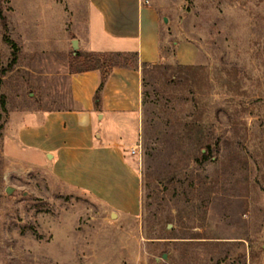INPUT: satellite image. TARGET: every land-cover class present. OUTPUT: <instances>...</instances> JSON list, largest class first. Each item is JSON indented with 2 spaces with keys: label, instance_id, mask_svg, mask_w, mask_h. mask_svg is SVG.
<instances>
[{
  "label": "rangeland",
  "instance_id": "rangeland-1",
  "mask_svg": "<svg viewBox=\"0 0 264 264\" xmlns=\"http://www.w3.org/2000/svg\"><path fill=\"white\" fill-rule=\"evenodd\" d=\"M148 5L162 58L142 69L129 216L64 186L11 138L23 114L73 107L71 72L134 61L73 50L88 0H0V264H264V0ZM183 40L192 64L175 59Z\"/></svg>",
  "mask_w": 264,
  "mask_h": 264
},
{
  "label": "crops",
  "instance_id": "crops-1",
  "mask_svg": "<svg viewBox=\"0 0 264 264\" xmlns=\"http://www.w3.org/2000/svg\"><path fill=\"white\" fill-rule=\"evenodd\" d=\"M93 10L77 44L81 52L136 53L132 66H112L98 100L101 71L75 70L69 75L72 108L35 110L19 117L13 141L47 165L64 186L85 191L118 213L140 208L138 147L142 124L143 64H157L161 37L157 9L144 0H88ZM195 45L176 42L175 59L192 64ZM10 140V142H13Z\"/></svg>",
  "mask_w": 264,
  "mask_h": 264
},
{
  "label": "trees",
  "instance_id": "trees-1",
  "mask_svg": "<svg viewBox=\"0 0 264 264\" xmlns=\"http://www.w3.org/2000/svg\"><path fill=\"white\" fill-rule=\"evenodd\" d=\"M95 54L100 55L98 53H95ZM95 54L94 53L93 54H90V56H92V55L94 56ZM97 55H96V57H97ZM103 55H109V56L113 55V56H115L117 58H122V57H128L129 56L130 58H132V60L134 61V63L136 62V53H103ZM90 56L84 57L83 60H90V59L92 60L93 57H90ZM75 58L76 59H82V55L79 52H77L75 54ZM114 65L126 66V63H113V64H111L110 63V60L108 61L105 57H102L99 65L92 66L90 68L84 69V70H88V69L98 68L101 71V81H100L99 88L97 89V91H96V93L94 95V99L95 100H98L99 99V97H100V89H101V87H102V85H103L106 77L108 76V74H109L112 66H114ZM149 66H152L153 67V66H155V64L154 65H151V64H143L142 69H144L146 67H149ZM208 148H209V145L207 144L206 147H205V151L202 152V154H201L202 155V158H205L206 157V153H208Z\"/></svg>",
  "mask_w": 264,
  "mask_h": 264
},
{
  "label": "water",
  "instance_id": "water-1",
  "mask_svg": "<svg viewBox=\"0 0 264 264\" xmlns=\"http://www.w3.org/2000/svg\"><path fill=\"white\" fill-rule=\"evenodd\" d=\"M164 20H166V19L164 18ZM77 47H78L77 46V41L75 39H73L72 40V48H73V50H77ZM6 191H7V193H10L11 190L10 189H6ZM114 216H115V213L112 212L111 213V217H114ZM162 258H166V255H163Z\"/></svg>",
  "mask_w": 264,
  "mask_h": 264
},
{
  "label": "built area",
  "instance_id": "built-area-1",
  "mask_svg": "<svg viewBox=\"0 0 264 264\" xmlns=\"http://www.w3.org/2000/svg\"><path fill=\"white\" fill-rule=\"evenodd\" d=\"M144 2L145 3H148V0H144ZM139 148V146L138 147H135L134 149H132V152H134V151H136V149H138ZM139 151V150H138Z\"/></svg>",
  "mask_w": 264,
  "mask_h": 264
}]
</instances>
